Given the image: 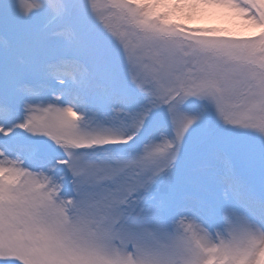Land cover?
Returning a JSON list of instances; mask_svg holds the SVG:
<instances>
[{
    "label": "snow or ice",
    "instance_id": "snow-or-ice-1",
    "mask_svg": "<svg viewBox=\"0 0 264 264\" xmlns=\"http://www.w3.org/2000/svg\"><path fill=\"white\" fill-rule=\"evenodd\" d=\"M0 264H264V0H0Z\"/></svg>",
    "mask_w": 264,
    "mask_h": 264
}]
</instances>
